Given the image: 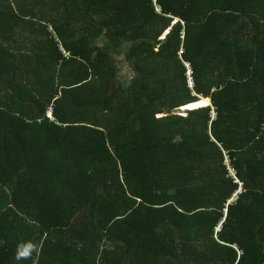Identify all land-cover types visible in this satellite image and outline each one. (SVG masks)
I'll use <instances>...</instances> for the list:
<instances>
[{"label":"trees","instance_id":"trees-1","mask_svg":"<svg viewBox=\"0 0 264 264\" xmlns=\"http://www.w3.org/2000/svg\"><path fill=\"white\" fill-rule=\"evenodd\" d=\"M0 264H264V0H0Z\"/></svg>","mask_w":264,"mask_h":264},{"label":"rangeland","instance_id":"rangeland-1","mask_svg":"<svg viewBox=\"0 0 264 264\" xmlns=\"http://www.w3.org/2000/svg\"><path fill=\"white\" fill-rule=\"evenodd\" d=\"M125 47L126 48L129 47V45H126ZM117 58L119 62V72L121 76V82L127 84L130 82L131 78L133 77V74L130 70V66L126 63L123 55H118ZM180 113L183 114L185 113V111H180Z\"/></svg>","mask_w":264,"mask_h":264},{"label":"bare ground","instance_id":"bare-ground-1","mask_svg":"<svg viewBox=\"0 0 264 264\" xmlns=\"http://www.w3.org/2000/svg\"><path fill=\"white\" fill-rule=\"evenodd\" d=\"M210 103L209 99H201L199 102H197L196 104H191L187 106V109H196V108H200V107H204L207 106ZM185 108V107H183ZM181 108V109H183ZM186 110V109H183Z\"/></svg>","mask_w":264,"mask_h":264},{"label":"clouds","instance_id":"clouds-1","mask_svg":"<svg viewBox=\"0 0 264 264\" xmlns=\"http://www.w3.org/2000/svg\"><path fill=\"white\" fill-rule=\"evenodd\" d=\"M177 20V19H176ZM242 192V188H240V190L237 192V194L238 193H241ZM237 194H236V197L235 198H233L232 200H231V202L230 203H233V202H235L236 201V199H237Z\"/></svg>","mask_w":264,"mask_h":264},{"label":"water","instance_id":"water-1","mask_svg":"<svg viewBox=\"0 0 264 264\" xmlns=\"http://www.w3.org/2000/svg\"><path fill=\"white\" fill-rule=\"evenodd\" d=\"M178 20V19H177ZM194 104H196V103H194ZM207 106H211V101H210V104H208ZM205 107V106H204ZM183 109H186V110H183ZM183 109H179V112L180 111H187V110H191V109H187V106H185V108H183Z\"/></svg>","mask_w":264,"mask_h":264}]
</instances>
